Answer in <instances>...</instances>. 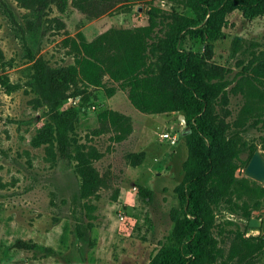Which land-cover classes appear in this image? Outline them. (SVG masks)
Masks as SVG:
<instances>
[{
  "label": "rangeland",
  "instance_id": "1",
  "mask_svg": "<svg viewBox=\"0 0 264 264\" xmlns=\"http://www.w3.org/2000/svg\"><path fill=\"white\" fill-rule=\"evenodd\" d=\"M257 9L231 6L207 24L198 0H129L94 16L66 0L63 10L52 3L38 20L17 0H0V264H146L187 216L183 113H144L120 89L108 97L103 87H63L61 68L72 63L61 43L65 35L81 31L90 40L110 27L144 25L149 16L163 35L186 21L178 47L226 69L229 83L207 108L222 143L245 159L250 147L264 155V121H254L264 119V83L253 70L264 67V8ZM57 18L61 27L53 25ZM103 108L130 116L125 138L117 140L113 130L93 132ZM162 130L174 131L176 143L162 139ZM90 148L99 153L92 163L102 183L82 196L74 166ZM141 151V162L131 164L129 157ZM243 169L234 176H246ZM202 211L224 252L238 233L264 235L248 223L264 217V205L242 214L236 204L205 201ZM18 239L27 245L18 246ZM251 264H264V255Z\"/></svg>",
  "mask_w": 264,
  "mask_h": 264
},
{
  "label": "trees",
  "instance_id": "2",
  "mask_svg": "<svg viewBox=\"0 0 264 264\" xmlns=\"http://www.w3.org/2000/svg\"><path fill=\"white\" fill-rule=\"evenodd\" d=\"M17 1L29 8L38 20L45 16L50 4H55L59 10L66 5V0ZM126 1L129 0H71L89 16ZM198 3L202 9L201 17L206 16L207 24L218 21L221 10L231 6L241 9L257 6L260 8L257 12L264 8V0H217L213 3L198 0ZM61 24L57 18L53 25L61 27ZM186 25V21L176 29L171 25L160 35L155 30L156 22L149 16L144 25L110 27L90 40L81 31L72 36L65 35L61 43L71 55L72 63L61 68L59 84L79 87L81 92L90 87H103L108 97L120 89L125 91L129 102L144 113L181 111L184 115L185 130H189L182 134L188 149L184 162L188 174L183 194L187 216L173 231L172 240L160 246L146 264H212L217 260L219 264L231 261L251 264L256 256L264 255V235L245 237L238 233L231 238L224 252L217 238L207 229L208 216L202 206L205 201L215 204L224 200L236 204L242 214H247L250 208L264 205V185L246 176H234L235 169L241 165L245 167L256 148L250 147L247 158L241 159L239 149L222 143L220 125L213 123L207 107L229 83L226 69L206 63L178 47V32ZM200 32L201 29L196 30L197 34ZM2 56L0 49V64ZM253 70L254 78L264 83V67L254 66ZM107 80L109 84L105 83ZM0 84H5V79L0 77ZM85 98L80 99L78 107ZM244 113L252 116L249 107ZM96 120L98 124L93 132L97 135L113 130L114 138L121 140L132 131L130 116L116 109L99 110ZM256 120L264 121L260 117H255ZM43 134L48 135L46 130ZM44 139L45 136L39 140ZM98 156L99 153L90 148L76 157L74 169L81 180L82 196L92 194L102 183L92 163ZM142 156L141 151L129 157V162L138 164ZM16 244L27 245L22 239Z\"/></svg>",
  "mask_w": 264,
  "mask_h": 264
},
{
  "label": "water",
  "instance_id": "3",
  "mask_svg": "<svg viewBox=\"0 0 264 264\" xmlns=\"http://www.w3.org/2000/svg\"><path fill=\"white\" fill-rule=\"evenodd\" d=\"M181 122L185 125V118L183 114H179ZM187 131H184L185 133ZM243 173L261 183H264V155L259 149H255L250 156L247 164L243 169ZM249 225L254 227H260L261 231L264 232V217L262 219L258 217H250Z\"/></svg>",
  "mask_w": 264,
  "mask_h": 264
},
{
  "label": "built area",
  "instance_id": "4",
  "mask_svg": "<svg viewBox=\"0 0 264 264\" xmlns=\"http://www.w3.org/2000/svg\"><path fill=\"white\" fill-rule=\"evenodd\" d=\"M159 136L168 141L170 144H175L178 136L174 131H170V130H162L159 132ZM122 219H123V215H121Z\"/></svg>",
  "mask_w": 264,
  "mask_h": 264
},
{
  "label": "crops",
  "instance_id": "5",
  "mask_svg": "<svg viewBox=\"0 0 264 264\" xmlns=\"http://www.w3.org/2000/svg\"><path fill=\"white\" fill-rule=\"evenodd\" d=\"M118 111H120V110H118ZM120 112H122V111H120ZM124 113V112H123ZM124 114H126V113H124ZM150 114H157V113H150ZM127 115V114H126ZM129 116V115H128Z\"/></svg>",
  "mask_w": 264,
  "mask_h": 264
}]
</instances>
